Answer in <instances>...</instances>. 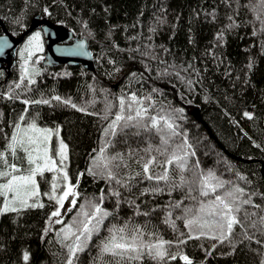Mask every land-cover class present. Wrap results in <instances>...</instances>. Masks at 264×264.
Instances as JSON below:
<instances>
[{
    "label": "trees",
    "instance_id": "trees-1",
    "mask_svg": "<svg viewBox=\"0 0 264 264\" xmlns=\"http://www.w3.org/2000/svg\"><path fill=\"white\" fill-rule=\"evenodd\" d=\"M36 14L86 37L95 69L46 66L44 53L29 59L20 51L25 40L18 45L10 66L0 69V171L11 172L13 163L26 165L8 147L23 116V121L61 125L81 178L76 204L61 229L49 224L56 203L43 197L35 200L43 207L0 214V264H67L69 259L72 264H186L182 256L192 264H264V0H0V18L14 34ZM245 79L253 82L245 94L232 93L231 85ZM133 95L143 101L148 117L170 118L180 135L164 145L167 129L162 134L151 127H122L124 122L116 135H106L122 112L120 100L128 115ZM137 106L132 105V115ZM192 151L183 168V161L166 163ZM150 156L158 162L152 174L163 175L166 168L167 180L145 177L142 165ZM109 171L114 178H108ZM209 171L228 183L202 196L201 176ZM6 181L0 177V184ZM235 189H243L236 193L240 210L234 213L240 224L221 243L210 238L219 236L211 224L218 218L207 214V206L215 195ZM4 203L0 196V208ZM93 205L109 215L90 240L81 238L83 250L72 256L75 236L64 239L61 230L69 224L76 232L81 212L91 214ZM193 218L209 225L188 226ZM121 227L129 234L138 228L146 244L172 242L165 245L166 257L154 259L145 251L140 259L121 260L103 253L109 229Z\"/></svg>",
    "mask_w": 264,
    "mask_h": 264
},
{
    "label": "snow or ice",
    "instance_id": "snow-or-ice-1",
    "mask_svg": "<svg viewBox=\"0 0 264 264\" xmlns=\"http://www.w3.org/2000/svg\"><path fill=\"white\" fill-rule=\"evenodd\" d=\"M42 50V45L40 43V33L37 32L34 36H32L28 41V47L26 49L28 53L29 59L34 54L35 51ZM27 63V60L25 61ZM35 71V70H34ZM25 75H27V69H25ZM29 83H34V81H29ZM55 99L59 100V97H55ZM150 99V97H149ZM132 103L127 105V109L129 114L124 115L123 110L125 107V101L123 99L120 100V106L122 109L121 114H117L115 119L109 125L107 129H105L106 135H116V129L124 122L122 127H135V128H156L158 132L164 133V130H168V135H162V144L167 145L169 139L172 136L180 135L177 131L176 125L171 122L170 118L165 116H160L159 119L157 117H148V109L143 106V101L138 100V98L133 95L131 97ZM25 104L28 101H24ZM35 103H40V101H36ZM43 103H48L47 100L43 101ZM138 105L134 109V115L132 105ZM75 107V105H73ZM182 111V110H180ZM246 116L250 117L249 113H245ZM147 120H150V124L146 123ZM20 119L23 121L24 117L21 116ZM163 121V126L160 125V121ZM17 132L12 136V142L9 144V148L12 149V154L15 155L16 147L22 148L25 152L28 153L27 159L29 164L34 165V167L26 170L27 174H19L13 175L12 173L20 172L21 170L17 167L16 164L8 165V161L5 160L4 163L10 167L11 172L9 171H0V177H6V183L0 184V196L5 197V203L2 208H0V214L8 213V212H18L20 209L29 208V207H43V204L37 203H29V200L37 197L39 195V187L37 183V175L43 176L45 171H57L56 161L53 160L49 156V149L47 143L51 137V130L42 129L38 127L35 122L29 124L26 128H21L20 124L15 125ZM27 145V146H26ZM184 145L188 148H191V145L187 144V140L185 138ZM183 146V145H182ZM103 152V149L101 150ZM156 151H160V149H156ZM35 153V155H34ZM59 156L61 157V162L67 159L66 154V145L63 142L60 143L59 148ZM163 154V153H161ZM187 155H195V152L192 151L190 153H185V157H177L173 155L172 159L166 161L167 164H171L174 161H183L179 166L183 168L187 163L186 157ZM2 157V154H0ZM112 159H116L113 157ZM139 163V161H137ZM154 165H158L155 156H150V158L143 163V173L145 177L149 180H167L168 174L167 169L165 168V172L163 175L155 176L152 174V167ZM198 166V163H197ZM107 167V165H105ZM119 167V165H117ZM139 175V173H137ZM109 179L114 178L111 171L107 173ZM64 180H67V173H64ZM215 181V183H213ZM117 183H120L117 180ZM226 181H221L218 177L215 176V173L209 171L207 174H202L201 176V195L209 196L210 193H216L217 189L224 188ZM56 185H53L55 189ZM75 186L68 184L66 189L62 192L59 197L55 195L51 196L50 199H54L56 203L59 205L55 211L51 213L52 217H60L61 211L60 209H64L65 211H71V208L65 209V201L68 200L69 204L75 206L76 200L71 199L69 197H75L77 193L75 192ZM243 193V189H235L234 191H226L222 195H215L214 199L209 202L207 206L209 211L208 215L217 217L211 222V224L219 229V236L213 234L210 236L211 239H219L222 243L225 239L231 235L233 231L234 225L240 224V221L237 219L234 213L239 212L240 206L236 203L238 197L236 193ZM11 194V199H8V195ZM115 195H119V193H115ZM231 198V199H229ZM103 197H101V200ZM250 200L241 201L242 204H249ZM19 205V208L17 207ZM178 206V205H177ZM93 211L91 214L87 211H82L81 215L84 217L80 221L81 227H79L76 232L72 231V226H67V231L65 232L64 239H68L69 236H75V242L70 247V253L72 256H75L78 251H82L84 247V243L81 238H84V241L90 240L94 231H97L99 226L103 223L105 217L109 215L108 212L102 210L99 205H93ZM205 210V206L202 205L201 211ZM200 218H193L187 221L188 226L199 224ZM262 222H264V218H261ZM56 223H61L58 219L55 221ZM209 225V221H204L202 224H199L200 227H205ZM254 226V225H253ZM77 232L79 234H77ZM110 235L103 242V246L101 251L103 253H110L114 257H119L121 260H136L140 259L147 251V254L152 256L154 259L163 260L167 255V249L165 245H170L172 242L158 240L155 244H146L143 240V233L140 230L133 229L131 234L128 233L125 227L121 228H112L109 229ZM204 234V233H202ZM179 243H184V241H180ZM172 259H175V254L172 255ZM186 264H192V261L187 256L181 257ZM24 260H28V255L25 253ZM67 264H72V260L69 259Z\"/></svg>",
    "mask_w": 264,
    "mask_h": 264
},
{
    "label": "rangeland",
    "instance_id": "rangeland-1",
    "mask_svg": "<svg viewBox=\"0 0 264 264\" xmlns=\"http://www.w3.org/2000/svg\"><path fill=\"white\" fill-rule=\"evenodd\" d=\"M37 32L40 33V43L42 45V50L40 51H35V53H44L45 54V41H44V36H43V32L41 28H36L34 29L31 33H29L26 38L24 39V44L22 45V47L20 48V51L24 54H26V56H28V53L26 51L27 47H28V41L29 39L34 36ZM26 68V67H25ZM253 82L248 81V79L246 80H242V84L237 85L232 84L231 85V90L232 93H238V94H245V92L249 89V87L252 85ZM230 90V89H229ZM237 91V92H236ZM240 92V93H239ZM224 97L226 98L227 101L233 100V98L231 96H228L226 93H224ZM35 122V124L42 128V129H49L51 130V137L47 143L48 149H49V156L56 161V166H57V171H45L43 176L37 175L36 179H37V183H38V187H39V195L37 197H34L32 199L29 200V203H35V200H40L43 198H46L48 200H50V197L55 195L56 197H59L62 192L66 189V186L68 184L74 185L75 189H77V186L79 184L80 178H81V173L77 172L76 175V171L74 169V165L72 164L71 161V155H70V147L69 144L67 142V140L64 138L63 134H62V129H61V125H57V126H50V125H43L40 124L34 120H29V121H20L18 124H20L21 128H26L29 124ZM17 132V129H16ZM63 142L64 145H66V154H67V159L63 160V162H61V157L59 156V148H60V143ZM27 146V145H26ZM13 155V154H12ZM17 155L21 158H24L26 161V165H24L23 168H21V166L17 167L21 170L20 172L17 173H13V175H19V174H27L28 169L34 167V165L29 164L27 156L28 153L25 152L22 148L20 147H16L15 149V155H13V157H17ZM35 155V153H34ZM64 173H67V180H64ZM56 185L55 189L53 188V185ZM8 199H11V194L8 195ZM71 199H75L76 200V196L75 197H69V200ZM53 200L55 203L56 201L54 199ZM6 202V201H5ZM17 207L19 208V205H17ZM73 206L69 204L68 200L65 201V209L67 208H72ZM57 208H59V205L56 203V207L52 210L55 211ZM61 211V216L60 217H52L50 218L49 224L50 226L52 225V227L55 229L56 227H59L60 229L62 228L61 226L65 225V221H66V216L68 211H65L64 209H60ZM51 212V213H52ZM60 220L61 223H56V220ZM69 226V224L67 225ZM67 226H65L61 231H63L64 233L67 231Z\"/></svg>",
    "mask_w": 264,
    "mask_h": 264
},
{
    "label": "water",
    "instance_id": "water-1",
    "mask_svg": "<svg viewBox=\"0 0 264 264\" xmlns=\"http://www.w3.org/2000/svg\"><path fill=\"white\" fill-rule=\"evenodd\" d=\"M0 24L3 27V32L0 34V69L3 63L10 65L11 56L18 45L38 27L42 29L45 41L44 65L71 64L83 65L89 70L95 69L94 55L88 45V39L75 35L72 29L62 23L36 14L30 25L20 34L10 32L1 18Z\"/></svg>",
    "mask_w": 264,
    "mask_h": 264
},
{
    "label": "flooded vegetation",
    "instance_id": "flooded-vegetation-1",
    "mask_svg": "<svg viewBox=\"0 0 264 264\" xmlns=\"http://www.w3.org/2000/svg\"><path fill=\"white\" fill-rule=\"evenodd\" d=\"M9 66L10 65H8L7 63H3V66L2 67L4 68V67H9Z\"/></svg>",
    "mask_w": 264,
    "mask_h": 264
}]
</instances>
